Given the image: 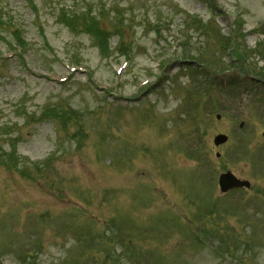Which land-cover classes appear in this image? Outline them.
<instances>
[{"label":"rangeland","instance_id":"obj_1","mask_svg":"<svg viewBox=\"0 0 264 264\" xmlns=\"http://www.w3.org/2000/svg\"><path fill=\"white\" fill-rule=\"evenodd\" d=\"M263 90L264 0H0V264H264Z\"/></svg>","mask_w":264,"mask_h":264},{"label":"water","instance_id":"obj_2","mask_svg":"<svg viewBox=\"0 0 264 264\" xmlns=\"http://www.w3.org/2000/svg\"><path fill=\"white\" fill-rule=\"evenodd\" d=\"M173 65L170 66V68ZM218 117V116H217ZM227 139L226 135L224 134H217L213 142L215 145L222 144ZM263 140H264V132H263ZM218 184L219 188L222 192L227 191L228 189L234 188V187H240V186H248V182L245 180H239L234 175H232L230 172H225L219 175L218 177Z\"/></svg>","mask_w":264,"mask_h":264}]
</instances>
